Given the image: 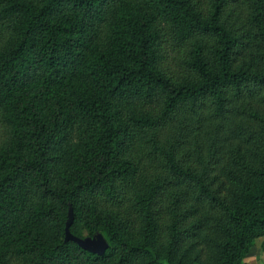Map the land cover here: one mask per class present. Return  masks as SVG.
<instances>
[{"label": "trees", "instance_id": "obj_1", "mask_svg": "<svg viewBox=\"0 0 264 264\" xmlns=\"http://www.w3.org/2000/svg\"><path fill=\"white\" fill-rule=\"evenodd\" d=\"M259 233L264 0H0V264H246Z\"/></svg>", "mask_w": 264, "mask_h": 264}, {"label": "rangeland", "instance_id": "obj_2", "mask_svg": "<svg viewBox=\"0 0 264 264\" xmlns=\"http://www.w3.org/2000/svg\"><path fill=\"white\" fill-rule=\"evenodd\" d=\"M250 209H251L250 213L252 211H254L256 214L258 213L257 212L258 210L256 209L255 206L250 207ZM90 229L93 230L92 233H89ZM77 231L79 232L81 238H84L89 241L97 239V237L101 236L105 239L107 243V248L109 247V243L106 240L105 236L103 235L101 228L99 226L93 228L92 224L80 223L77 226ZM242 259L246 264H254L256 262L259 264H264V233H259L257 236L253 237V245L251 246L249 253L243 256Z\"/></svg>", "mask_w": 264, "mask_h": 264}, {"label": "water", "instance_id": "obj_3", "mask_svg": "<svg viewBox=\"0 0 264 264\" xmlns=\"http://www.w3.org/2000/svg\"><path fill=\"white\" fill-rule=\"evenodd\" d=\"M71 240L74 241L80 247H82L84 250L97 255H102L107 249V243L105 239L101 236L97 237V239L89 241L84 238L73 235L71 236Z\"/></svg>", "mask_w": 264, "mask_h": 264}, {"label": "crops", "instance_id": "obj_4", "mask_svg": "<svg viewBox=\"0 0 264 264\" xmlns=\"http://www.w3.org/2000/svg\"><path fill=\"white\" fill-rule=\"evenodd\" d=\"M254 264H259V263L256 262V263H254Z\"/></svg>", "mask_w": 264, "mask_h": 264}]
</instances>
